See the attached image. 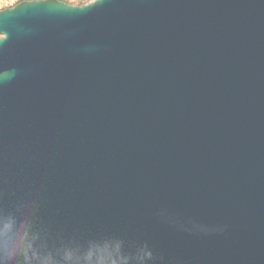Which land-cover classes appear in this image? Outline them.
Masks as SVG:
<instances>
[{
	"label": "water",
	"instance_id": "1",
	"mask_svg": "<svg viewBox=\"0 0 264 264\" xmlns=\"http://www.w3.org/2000/svg\"><path fill=\"white\" fill-rule=\"evenodd\" d=\"M2 264H264V0L0 12Z\"/></svg>",
	"mask_w": 264,
	"mask_h": 264
},
{
	"label": "trees",
	"instance_id": "2",
	"mask_svg": "<svg viewBox=\"0 0 264 264\" xmlns=\"http://www.w3.org/2000/svg\"><path fill=\"white\" fill-rule=\"evenodd\" d=\"M67 5H70V6H84L94 0H59Z\"/></svg>",
	"mask_w": 264,
	"mask_h": 264
},
{
	"label": "rangeland",
	"instance_id": "3",
	"mask_svg": "<svg viewBox=\"0 0 264 264\" xmlns=\"http://www.w3.org/2000/svg\"><path fill=\"white\" fill-rule=\"evenodd\" d=\"M20 1H24V0H0V9L15 5L16 3Z\"/></svg>",
	"mask_w": 264,
	"mask_h": 264
},
{
	"label": "flooded vegetation",
	"instance_id": "4",
	"mask_svg": "<svg viewBox=\"0 0 264 264\" xmlns=\"http://www.w3.org/2000/svg\"><path fill=\"white\" fill-rule=\"evenodd\" d=\"M32 1H41V0H24V1H20V2L16 3L15 5H17V4H19V3H23V2H32ZM57 1H59V0H57ZM59 2H61V1H59ZM15 5L8 6V7H5V8H1V9H0V12H1V11H4V10H7V9H11V8H13Z\"/></svg>",
	"mask_w": 264,
	"mask_h": 264
},
{
	"label": "snow or ice",
	"instance_id": "5",
	"mask_svg": "<svg viewBox=\"0 0 264 264\" xmlns=\"http://www.w3.org/2000/svg\"><path fill=\"white\" fill-rule=\"evenodd\" d=\"M0 264H2V261H0Z\"/></svg>",
	"mask_w": 264,
	"mask_h": 264
}]
</instances>
